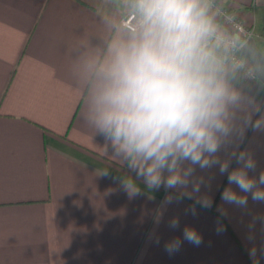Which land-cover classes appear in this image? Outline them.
<instances>
[{
	"label": "crops",
	"instance_id": "crops-1",
	"mask_svg": "<svg viewBox=\"0 0 264 264\" xmlns=\"http://www.w3.org/2000/svg\"><path fill=\"white\" fill-rule=\"evenodd\" d=\"M243 23L264 57V0H222ZM127 14L124 0H0V264H264V202L223 204L227 175L213 176L209 209L184 199L155 217L166 193L129 198L114 177L127 169L103 155L106 141L83 120L86 56L101 53ZM243 92L264 114V84L233 67ZM243 115V114H241ZM243 126L238 120V129ZM238 145V148H237ZM248 150L258 178L264 171V131L244 127L221 159ZM111 146L108 153L111 155ZM233 158L231 168L237 167ZM104 169L108 176L100 174ZM235 189V186L233 185ZM239 191V189H235ZM149 196L153 199H149ZM178 216L180 227L169 220ZM185 226L203 238L172 255L164 245L183 239ZM159 238V243L156 242Z\"/></svg>",
	"mask_w": 264,
	"mask_h": 264
},
{
	"label": "clouds",
	"instance_id": "clouds-1",
	"mask_svg": "<svg viewBox=\"0 0 264 264\" xmlns=\"http://www.w3.org/2000/svg\"><path fill=\"white\" fill-rule=\"evenodd\" d=\"M124 6L132 23L121 25L103 52L86 56L82 66L84 123L104 137L103 155L127 169L113 179L129 198L145 195L141 183L149 191L164 189L157 225L167 206L184 199L193 201L185 211L194 216L197 205L213 206L212 196L201 189H210L214 177L198 175L197 169L218 167L227 175L223 204L217 207L221 215H227L224 204L247 208L249 196L264 202V171L258 178L249 175L256 170L253 154L233 150L226 159L219 155L237 132L242 138L244 127L264 131V114L252 118L261 105L242 90L233 70L238 42L234 47V38L221 32L213 0H124ZM238 120L243 122L239 129ZM233 158L235 168L230 167ZM168 225L178 229L179 217ZM182 236L167 241L165 251L172 255L184 241L203 242L191 226L183 228ZM249 255L259 264L255 246Z\"/></svg>",
	"mask_w": 264,
	"mask_h": 264
},
{
	"label": "built area",
	"instance_id": "built-area-1",
	"mask_svg": "<svg viewBox=\"0 0 264 264\" xmlns=\"http://www.w3.org/2000/svg\"><path fill=\"white\" fill-rule=\"evenodd\" d=\"M213 9L216 11V20L222 33H227L234 38V47L238 42V51L234 52V64L237 70L243 72L247 76L255 77L253 70L247 60L240 55L241 46L251 38H254L255 31L252 27L244 26L238 19L236 14L227 7L222 0H213ZM132 23V17L128 13L122 18L120 25ZM261 36L264 38V26Z\"/></svg>",
	"mask_w": 264,
	"mask_h": 264
},
{
	"label": "water",
	"instance_id": "water-1",
	"mask_svg": "<svg viewBox=\"0 0 264 264\" xmlns=\"http://www.w3.org/2000/svg\"><path fill=\"white\" fill-rule=\"evenodd\" d=\"M240 55L248 61L255 77L264 84V57L252 38L241 46Z\"/></svg>",
	"mask_w": 264,
	"mask_h": 264
},
{
	"label": "rangeland",
	"instance_id": "rangeland-1",
	"mask_svg": "<svg viewBox=\"0 0 264 264\" xmlns=\"http://www.w3.org/2000/svg\"><path fill=\"white\" fill-rule=\"evenodd\" d=\"M253 39V38H252ZM263 55V54H262ZM243 59H245L244 57H242ZM246 60V59H245ZM248 62V61H247ZM249 64V63H248ZM252 69V68H251Z\"/></svg>",
	"mask_w": 264,
	"mask_h": 264
}]
</instances>
